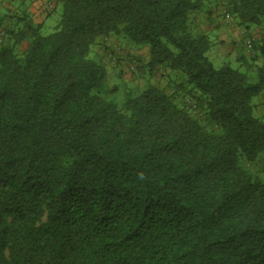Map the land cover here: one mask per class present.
<instances>
[{
	"label": "trees",
	"instance_id": "obj_1",
	"mask_svg": "<svg viewBox=\"0 0 264 264\" xmlns=\"http://www.w3.org/2000/svg\"><path fill=\"white\" fill-rule=\"evenodd\" d=\"M52 1L51 34L0 35V264H264V182L241 164L264 155V66L249 78L264 37L245 72L215 69L193 32L204 0ZM220 1L245 31L264 26V0ZM110 36L148 47L143 74L184 81L118 108L90 58Z\"/></svg>",
	"mask_w": 264,
	"mask_h": 264
},
{
	"label": "rangeland",
	"instance_id": "obj_2",
	"mask_svg": "<svg viewBox=\"0 0 264 264\" xmlns=\"http://www.w3.org/2000/svg\"><path fill=\"white\" fill-rule=\"evenodd\" d=\"M2 5H0V17L3 18V21L1 22L3 27H8L11 26L12 24L15 23V21L9 23L7 19L5 18L8 16V11H6L4 5L8 4L11 2H14V0H0ZM23 0H17L15 4V7L19 5L18 9L19 12L17 11L18 16L20 17L23 14V8H26L27 5H22ZM220 1V0H218ZM1 4V3H0ZM21 4V5H20ZM211 6H208L205 4L202 8V10L198 13V16L200 18H204L205 15L207 14V11L210 9ZM62 5L57 4L55 11L52 13L50 18L47 20L46 25L44 28L41 30V34L46 36L51 34L54 31L55 25L59 22L61 15H62ZM234 20V19H233ZM236 21V20H234ZM237 22V21H236ZM254 26H251L250 29H254ZM257 29L254 36H255V41L260 42L262 38L264 37V26L263 27H257ZM242 30H246L242 27ZM194 34L202 35L203 33H200L198 29H193ZM212 41L213 46L212 48L208 51L207 57L210 60V62L213 64L215 69H219L223 67L224 65H228L233 69L240 70L241 72L246 71V67L242 66L241 63L237 61V57L241 55H245L248 53V57L252 55L251 50L248 49V41L246 44H244L243 48H235L233 49L232 45L226 44L223 46V49L225 51L229 52V56H218L215 51L218 50L220 47L219 42L216 40V34L210 33L206 34ZM5 38V37H4ZM112 40L106 41V44H102L103 47L105 48V52L108 55L109 60L105 59L104 57L98 56L97 52L101 48H97L96 52V47H94V52L97 55H94L93 53L90 55V58L95 60L96 62H103L104 65L106 66L107 69V78L105 81V87L104 90L102 91V95L108 100L113 103H115L118 108H121L124 103L130 99V98H135L139 96L143 91L147 90L149 87L152 86H159V87H164L168 93H172L173 90L176 87L175 82L172 80L169 81V79H165L166 76L163 74L164 70H162V75L158 76V74H153L149 75L148 72L146 71L145 74L142 73L141 71V66L142 64L144 65V61H136L133 59H130L128 61L125 60H119L117 61L116 58L114 57L115 53L118 52L119 55H124L121 54L124 52L125 54H130L131 50H135L138 46H134L131 44L125 37H116V36H111ZM2 41H5L4 39ZM6 44L8 41L5 42ZM252 43V42H251ZM100 43L98 42L96 46H99ZM119 48V50H116L115 47ZM24 47H20L19 49H23ZM142 49L143 47H138ZM104 49V48H103ZM20 50V51H21ZM25 50V49H23ZM149 50V49H148ZM250 51V52H249ZM116 61V65L119 62L120 64L112 69V62ZM264 66V59L260 57L254 67L249 71V78L251 83H256L257 82V69L261 68ZM167 84V85H166ZM168 85H171L168 87ZM167 86V87H166ZM179 96L177 98L178 104L181 106L186 105L187 99L189 100V95L184 92V91H179ZM259 101H261V96L256 97L253 100V103L256 104ZM191 102V101H190ZM194 112V111H193ZM194 115L204 124L205 122V115L204 111L200 110L197 111L196 113L194 112ZM254 115L256 117H260L264 121V103H260L257 109L254 110ZM207 125V124H205ZM211 126H209L210 128ZM210 130V129H209ZM241 164L244 169L249 171L255 178L260 180L261 182H264V155H261L257 161L255 162H246L244 160L241 161Z\"/></svg>",
	"mask_w": 264,
	"mask_h": 264
},
{
	"label": "crops",
	"instance_id": "obj_3",
	"mask_svg": "<svg viewBox=\"0 0 264 264\" xmlns=\"http://www.w3.org/2000/svg\"><path fill=\"white\" fill-rule=\"evenodd\" d=\"M17 0H14V2H11L4 5L6 8L5 10L8 11V16L5 18L9 23L15 21L14 24L8 27H3L1 22L3 21V18L0 17V35H3L5 32V29L13 28L15 31L21 30L23 28L24 23H31L34 26H41L44 28L46 25L47 20L50 18L53 12H49V7L46 3V0H23L22 5H27L26 8H23V14L19 17L17 14V11L19 12V5L15 7V4ZM0 5H2L3 2L0 1ZM207 4L208 6H211L210 9L207 11V14L202 19L198 16V14L194 15L192 17V24L194 29H198L200 33H203L202 35L206 34H216V40L219 42L220 47L218 48L216 54L220 57L222 56H229V52L225 51L223 49V46L226 44L232 45L233 49H244L243 45L248 42H256L255 41V32L257 27L254 29H250L248 31L242 30V27H240L236 21L233 20L232 17L225 14V7L223 4H221V1L218 0H204V5ZM21 5V4H20ZM57 6V5H56ZM1 8V7H0ZM55 11V10H54ZM207 36V35H206ZM109 38L101 39L98 41L100 43L97 48H101L97 54L101 57H104L105 59L109 60L108 55L105 52V48L102 44H106V41L112 40ZM210 39V38H209ZM211 41V39H210ZM212 43V41H211ZM213 46V43H212ZM211 46V48H212ZM116 50H119L116 46H114ZM104 48V49H103ZM210 48V49H211ZM250 52V51H249ZM119 55L118 52L115 53L114 57L116 60L120 62V60L128 61L130 59L136 60V61H144V63L147 62L149 57V50L148 47H143L142 49L136 48L134 51L131 50L130 54H125L122 52ZM244 54L248 57V53L244 52ZM238 58V57H237ZM117 63L116 61L112 62V69L117 67L120 63ZM162 70H164V75L166 76L165 79H169V81H173L176 84V88L178 89V85L184 81V77L180 73H172L167 69H160L157 71H154L153 74H160L162 75ZM160 73V74H159ZM161 77V76H160ZM167 85V84H166ZM171 85H168V87ZM167 87V86H166ZM164 89V87H160ZM174 91V90H173ZM188 101V100H186Z\"/></svg>",
	"mask_w": 264,
	"mask_h": 264
},
{
	"label": "built area",
	"instance_id": "obj_4",
	"mask_svg": "<svg viewBox=\"0 0 264 264\" xmlns=\"http://www.w3.org/2000/svg\"><path fill=\"white\" fill-rule=\"evenodd\" d=\"M47 5L49 7L50 10H53L54 9V3L52 0H47ZM248 49L251 50L252 49V43L249 42L248 45H247Z\"/></svg>",
	"mask_w": 264,
	"mask_h": 264
}]
</instances>
